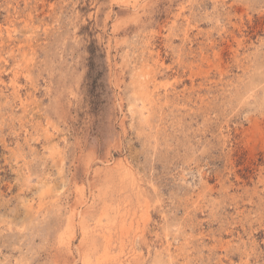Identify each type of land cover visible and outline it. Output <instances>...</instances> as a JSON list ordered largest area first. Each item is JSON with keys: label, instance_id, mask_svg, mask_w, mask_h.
Returning a JSON list of instances; mask_svg holds the SVG:
<instances>
[{"label": "rangeland", "instance_id": "1", "mask_svg": "<svg viewBox=\"0 0 264 264\" xmlns=\"http://www.w3.org/2000/svg\"><path fill=\"white\" fill-rule=\"evenodd\" d=\"M0 264H264V0H0Z\"/></svg>", "mask_w": 264, "mask_h": 264}, {"label": "bare ground", "instance_id": "2", "mask_svg": "<svg viewBox=\"0 0 264 264\" xmlns=\"http://www.w3.org/2000/svg\"><path fill=\"white\" fill-rule=\"evenodd\" d=\"M149 79H150V78H149ZM151 80H152V82H153V81L155 80V78H153V79H151ZM151 80H150V81H151ZM150 81H149V82H150ZM154 82H155V81H154ZM154 82H153V84H154ZM153 84H152V85H153ZM154 86H155V85H154ZM152 88H153V87H152ZM147 90H148V89H147ZM152 90H153V89H152ZM152 90H151V91H152ZM155 90H156V89H155ZM150 93H151V92H150ZM150 93H149V94H150ZM153 93H154V92H153ZM153 93H152V94H153ZM147 94H148V93H147ZM156 94H157V93H156ZM154 95H155V94H154ZM76 213H78V212H76ZM74 215H75V214H74Z\"/></svg>", "mask_w": 264, "mask_h": 264}]
</instances>
